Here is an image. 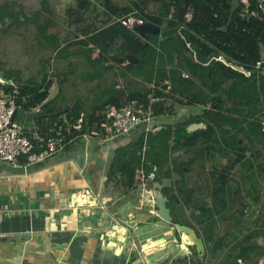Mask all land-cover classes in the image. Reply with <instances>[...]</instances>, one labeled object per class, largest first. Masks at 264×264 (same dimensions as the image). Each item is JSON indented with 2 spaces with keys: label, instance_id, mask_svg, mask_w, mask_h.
I'll return each mask as SVG.
<instances>
[{
  "label": "crops",
  "instance_id": "obj_1",
  "mask_svg": "<svg viewBox=\"0 0 264 264\" xmlns=\"http://www.w3.org/2000/svg\"><path fill=\"white\" fill-rule=\"evenodd\" d=\"M140 1L107 0V6L104 7V0H0V11L8 10V15L0 17L1 22L5 19L0 30L10 27L14 32L12 35L17 37L18 34L21 35L19 32L23 35L31 32L32 27H35L33 32H41L39 25L43 27L48 23L45 35H57L58 39H63L58 40L54 46V49L57 48V55L67 37L71 36V44H74L76 40L105 30L119 18L126 16L124 11L130 8V14L140 17L138 8H135ZM9 9L12 12L9 13ZM79 10L90 15L91 21H96L87 26L94 29L87 28L84 32L81 29L75 30V24L72 28L69 27L71 17ZM147 13L152 17L158 16L154 10ZM187 18L190 19L191 14ZM28 19L32 21L25 28ZM157 19L147 23L160 28L162 25L157 23ZM130 35L134 40L137 37L133 32ZM128 42L129 37L121 34L117 36L109 51L114 58L106 56L103 66L112 68L117 74V70L126 73L138 68V59L142 58H138L137 62L124 59L127 53L138 56L133 42L129 45ZM89 48L93 49L91 52L87 50L92 54V59L100 57L102 49L99 44L91 43ZM158 48L162 50L159 43H155L153 51L158 52ZM52 49L53 47L48 50L42 48L39 51L48 52ZM82 50L86 51L79 45H72L66 53L76 54ZM70 57L68 55L58 63L61 66L70 63L74 59ZM161 59H156V62ZM86 62L84 60L80 66L84 67ZM44 74L50 75L51 70L44 71ZM119 76L122 75L118 74ZM55 81L49 89L50 99L57 93L53 92L54 85L57 84ZM147 85L152 87L155 83ZM117 87L124 89L119 85ZM156 102L151 101L152 105ZM38 109L27 116L20 115L21 112L18 111L15 121L24 130L32 129L33 114ZM158 116L155 114L156 118ZM157 124L158 122H153L154 127ZM135 131L129 136L105 139L95 134L83 135L70 141L68 146L60 148L59 152L42 164L29 165L26 158L20 159L18 167L1 162L0 264H183L182 260L176 259L182 249L168 246L178 236L183 238L189 251H193L196 258L194 264H201L196 247L188 240L185 232L178 231L177 225L193 230L205 245L213 243L226 233L222 249L210 256L205 264H235L237 257L233 256L238 255L241 249L248 248L244 246L245 237L254 235L255 238L250 241H255L264 232L261 212L250 211L247 212L249 218L244 215L243 219H237L235 212L232 213L231 210L224 212L214 208L205 214L196 212L190 218L182 215L181 221L164 224L154 207L153 195L157 192L152 190L153 195L151 192L143 193L133 186L134 182L140 180V165L123 167L122 164L126 159L130 163L128 155L132 152L137 156V161H140L135 144L138 133H146V128L140 127ZM131 171L134 181L132 185H127ZM215 218L217 221L213 224ZM232 244L236 245L233 251ZM206 251L211 253V248L206 246ZM237 260L239 264H257V260L252 261V256ZM260 262L264 264V257L258 261Z\"/></svg>",
  "mask_w": 264,
  "mask_h": 264
},
{
  "label": "flooded vegetation",
  "instance_id": "obj_2",
  "mask_svg": "<svg viewBox=\"0 0 264 264\" xmlns=\"http://www.w3.org/2000/svg\"><path fill=\"white\" fill-rule=\"evenodd\" d=\"M10 12L12 11L9 9ZM1 15H8V10H1L0 17ZM4 20L3 18L2 22ZM2 22L0 21L1 27ZM166 33L162 25L158 33L148 34L145 37L136 34L138 55L136 58H142L138 59L137 76L140 70L145 68L148 76L134 83L148 84L147 79L149 75H152L151 70L149 66L140 63L144 58L139 54L144 52L151 58L154 44L159 43L162 47L166 41ZM187 36L189 38V35ZM70 37L64 40L61 48L68 47L73 39ZM175 38L179 42V52L173 53L171 62H169L170 56L167 55L169 52L157 49L160 52H157V59L162 57L165 60L160 62L161 66L158 69L154 70L153 77L156 79L155 75L159 71H163L165 77L160 86L153 85V89L160 90L162 97H155L156 94L152 92L148 95V102L149 104L151 101L162 102L164 112L152 120V130L138 133L136 144L141 141L137 146L140 148L138 156L141 157V164L138 167L140 180L134 182L133 186L136 190L139 189L143 193L151 192L153 195L156 184L166 182L162 194L167 200L165 206L170 212L172 223L175 220L181 221L182 215L190 218V215L195 216L196 212L205 214L214 208L224 212L231 210L232 213L235 212L237 219H243L244 215H248L247 218H249L250 211L262 213L264 207L263 110L252 116L248 101L235 98L229 89L220 91L216 83L209 87L206 79L201 75L207 72L209 76H212L216 70V63L226 64L217 60L215 55L219 54L215 52L205 59L199 52L202 62L194 61V52L186 50L181 44L179 33ZM137 43L141 45L140 50ZM190 44H192L191 40ZM108 57L114 58L112 54ZM190 64L198 66L195 69L196 74L190 70L187 71ZM205 95L209 101L203 102L202 96ZM154 121L158 122L155 127ZM253 122L259 125L256 130H253ZM192 124L200 125L201 128L189 130ZM179 128L182 129L178 131ZM168 131L172 133L166 140L165 133ZM261 138H263L262 141H259ZM194 150L196 153L192 156L191 153ZM150 151L161 152L160 163H151L152 160L148 159L152 154ZM259 166L263 170L260 176ZM176 171L178 175H175ZM168 182L172 184V187H169ZM258 190L260 200L257 202L255 196ZM216 221L217 218L213 219V224ZM223 234L226 238L227 234ZM263 234L264 232L260 237H264ZM260 237L244 245L248 246L245 249L256 246L262 249L263 256L257 259V264H260L258 261L264 257V248L259 247L257 243ZM233 248L234 244L231 250ZM250 256L254 257V254L251 253Z\"/></svg>",
  "mask_w": 264,
  "mask_h": 264
},
{
  "label": "trees",
  "instance_id": "obj_3",
  "mask_svg": "<svg viewBox=\"0 0 264 264\" xmlns=\"http://www.w3.org/2000/svg\"><path fill=\"white\" fill-rule=\"evenodd\" d=\"M248 1L251 10H256L259 17L249 18L248 16L242 15V10L246 7L244 0H141L138 5H135V8H138L139 16L143 17L146 23L158 18L159 20H156L157 23L164 26L167 32L164 45L165 50L169 52L167 53L170 56L169 62L173 60V53L179 52V42L175 37L180 29L183 28L184 32L189 35L191 43L198 48L203 59L215 52L223 56L228 62L238 67H243L247 71H251L253 65L261 59L264 49V12L262 11L264 9V0ZM151 10L157 12L156 15L158 16L152 17V15L147 13V11L150 12ZM124 13L125 15L130 14L131 8L128 11H124ZM189 14H191L190 19L187 18ZM131 32L130 29L116 22L105 30L97 31L89 37L76 40L74 44H71L73 43L71 42L67 48H62L59 51L58 55L63 56L64 52H69V47L71 48L72 45H79L81 48L86 49V51L82 50L76 54H69L71 56L70 59H74L70 60L71 62L67 63V65L70 67L69 72L71 75H75L78 74V68H73L71 71L72 62H77L79 66L81 64L80 60L89 62L86 70L88 69L91 73L93 69L95 72L93 80L91 79L89 81L91 84L95 83V86L99 88L98 91H100L95 99L90 98L84 101L78 95H75L69 100L70 104L64 107L63 104L67 99V91L65 90L67 82L63 80L62 82L57 81L58 91L56 96L50 99L49 89L53 81L56 80L54 77L55 74L53 73L48 76L45 74L44 81L40 82L38 86L30 82L25 84L0 83V89H4L7 93L17 96L16 102L19 106L18 111L21 112L20 115L27 116L31 112H34V109L39 108V111L33 114V128L24 130L23 127L24 135L34 144L36 152L44 151L47 148L49 140L56 141L60 149L68 146V143L73 139H79L87 134H95L104 139L108 138L109 135L103 128V124L106 121V113L109 108L116 107L122 109L133 106L135 102L138 104L143 103L147 106L149 105L148 95L152 92L156 94L155 97H162L160 90L147 88V84H136L140 88L136 92L127 86L124 89L118 88V80L120 79L118 74L112 68L103 66L105 64L103 61L107 60L106 56H109L113 41L120 34L129 37L128 43L133 42L135 51L137 50L135 40L130 35ZM91 43L99 44L102 49V53L97 59H92V54L87 52V50L89 52L93 51V49L89 48ZM137 47L139 50L141 49V45L138 43ZM140 54L144 58L140 63L149 66L151 70L152 75H149V79H147L148 84L154 82L155 87L160 86L165 77L163 71L157 72L155 75L156 79L153 77V73H155L154 70L161 66L160 62L162 60L158 62L156 60L152 61L144 52ZM85 55H87V59H84ZM75 57L78 59L75 60ZM61 67L63 69V66L59 64L56 69ZM80 68L82 67L80 66ZM215 68V73L212 76H209L206 72L201 77L207 81L216 83L220 91L229 89L235 98L248 101V105L252 110V116L261 110H263L262 113L264 114V77H260L256 73H252L251 77H246L221 62L216 63ZM189 70L196 74V70L192 64L189 65L187 71ZM106 73H110V76L107 77ZM103 77L107 80L106 83L102 82ZM121 77L126 82L127 74L123 72ZM111 79L112 82H110ZM126 84L132 85L133 89L137 87L131 82H127ZM105 90H109L108 93ZM91 93L94 92L91 91ZM202 97L203 102L209 101L206 95ZM60 99L64 102H59ZM153 110L156 115H160L164 112V105L162 102H156L153 104ZM76 126H79V129H75ZM252 126L254 128L253 130L259 127L255 122H253ZM181 129L179 128L178 131ZM171 133V131L165 133L166 140L171 136ZM263 138L259 141H262ZM155 139H158V137H155ZM139 144H135L136 148ZM161 157V152L156 151L152 152L148 159L152 160L151 163L154 164L160 163ZM136 158L137 156L133 152L129 154L128 160L132 164L128 163L126 159L122 163L123 167L139 166L140 161H137ZM258 168L260 176L263 170H261V166ZM133 181V172L131 171L130 181L126 184L132 185ZM259 195L260 191L258 190L255 196L257 202L260 200ZM263 212L264 207L261 213V216L264 218ZM253 238L255 236L250 234L245 237L244 242L248 243ZM235 248L236 245H234L232 251ZM251 253L254 254L252 261L254 259L256 261L263 256L262 249L256 246L251 249H241V252L233 257H237V259H249ZM237 259L235 264H239Z\"/></svg>",
  "mask_w": 264,
  "mask_h": 264
},
{
  "label": "rangeland",
  "instance_id": "obj_4",
  "mask_svg": "<svg viewBox=\"0 0 264 264\" xmlns=\"http://www.w3.org/2000/svg\"><path fill=\"white\" fill-rule=\"evenodd\" d=\"M90 15H85L83 10L76 11V15H73L71 17L70 21V28L73 27V24H75V30H85L87 28H92V26L87 27L89 25H93L96 21L93 19ZM31 19H28V23L25 24V28L30 26ZM72 24V25H71ZM48 23H46L41 28V32H33L35 30V27L31 28V32H25V35H23L21 32H19L21 35L18 34L16 37L15 35H12L14 32L12 28H7L6 30L2 31L0 30V77L5 79L6 81H9L10 83L15 84H25V83H33V85H40V82L44 81V71L51 70V73L55 74L56 83L57 81L62 82L66 81L67 85L65 87V90L67 91V99L64 102L63 100H59V102H64L63 106L66 107L70 103L69 100L72 99L75 95H78L81 99L84 101H87L90 98H96V95L99 94L100 91L98 87L95 86V83H90L89 80H93V77L95 75L94 70H91V73L89 70H86V65L89 64V62H86L85 66L80 68L77 62H72L71 65V71L73 68H78V74L71 75L70 67L64 63L63 69L62 67L59 69H56L59 65V60L66 58L69 53L64 52V55L60 56L56 55L55 52L57 51V48L54 49V46L58 40L63 41V39H58V36H47L45 35L46 26L48 27ZM100 26V25H99ZM22 28V26H20ZM98 27V25L96 26ZM30 28V27H29ZM13 44V48H11V45ZM49 47H53L51 51L45 52V51H39L42 48L45 50H48ZM167 47V45H166ZM165 50L164 45L162 46V52ZM157 52H153L151 59L152 61L157 59ZM36 58V59H34ZM87 59L86 55L84 56V59ZM162 57H160L161 59ZM78 59L75 57V60ZM163 59V58H162ZM161 59V60H162ZM160 60V61H161ZM159 61V60H157ZM150 62V61H149ZM163 62V60L161 61ZM80 63H84L82 60H80ZM78 66V67H77ZM194 68H198L197 65L194 66ZM77 70V69H75ZM119 71L118 74L122 75V70ZM67 73V74H66ZM90 73V74H89ZM138 73V68L131 69L128 72L124 73L127 74L126 82L124 78L122 79L119 76L118 85L121 87L127 86L134 92L139 91L140 88L138 85L134 89L132 88V85H127V82L134 83L135 81H142L143 77H147V69H141L138 76H136ZM69 74V75H68ZM107 77L110 76V73H106ZM47 76L49 74H46ZM66 75V76H65ZM43 76V77H42ZM65 76V77H64ZM77 81V82H76ZM112 81V79H111ZM207 81V80H206ZM102 82L106 83L107 80L103 77ZM214 82L207 81V85L209 87H212ZM141 85V84H139ZM54 94L58 91V84L54 85ZM147 88L153 89V86L150 87V85L146 86ZM98 88V89H97ZM93 91L94 93H91ZM107 93L109 90H105ZM205 92V91H204ZM203 92V93H204ZM88 106V104H86Z\"/></svg>",
  "mask_w": 264,
  "mask_h": 264
},
{
  "label": "built area",
  "instance_id": "obj_5",
  "mask_svg": "<svg viewBox=\"0 0 264 264\" xmlns=\"http://www.w3.org/2000/svg\"><path fill=\"white\" fill-rule=\"evenodd\" d=\"M244 3L246 7L242 10L243 16H248L249 18L259 17L256 10H251L248 0H244ZM259 6L262 8L261 5ZM262 11L264 12V9ZM117 22L130 30L135 25L142 26L145 24L142 17L135 16L134 14L123 16ZM223 59V56H219L217 60L222 61ZM240 68L244 72L232 69L246 77H250L252 73L264 77V49L261 59L253 65L251 71H247L243 67ZM16 100L17 96L15 94L7 93L4 89H0V163L7 162L18 167L21 158H26L29 165L45 163L59 152L57 142L49 140L47 148L44 151H35L34 144L24 135L23 126L15 121V116L19 109ZM154 118L152 103L146 106L135 102L133 106L122 109L116 107L109 108L103 128L108 133V138L123 137L130 135L138 127L146 128V132L152 130L151 124ZM75 129H79V126H76Z\"/></svg>",
  "mask_w": 264,
  "mask_h": 264
},
{
  "label": "water",
  "instance_id": "obj_6",
  "mask_svg": "<svg viewBox=\"0 0 264 264\" xmlns=\"http://www.w3.org/2000/svg\"><path fill=\"white\" fill-rule=\"evenodd\" d=\"M103 6L104 7L107 6V0H104ZM158 30H159L158 27H156L150 23H145L142 26L135 25L131 29V31L133 33L138 34V35H142L143 37H145V35H148V34L158 33ZM179 39H180L181 44L185 47L186 50H192L194 52V59L193 60L198 61V62H202V60L200 59V54H199L198 49L193 44H190V40L187 37V35L185 34L183 28L180 29V31H179ZM215 57L218 58L219 55H215ZM124 59L128 60L129 62H137V58L134 56H131L128 53L126 54ZM123 60H120V61H123ZM222 61L227 66H230V67H232V68H234L240 72H244V70L242 68L227 62V60L223 59ZM0 83L8 84L9 82H6L0 78ZM198 128H201V126L200 125L191 126L189 130L194 131V130H197ZM195 153L196 152L194 150L191 153V155L194 156ZM175 175H178L177 171H176ZM168 185H169V187H172V184L170 182H168ZM165 186H166V182H165V184L164 183L163 184H161V183L156 184L154 190L157 191V194L155 196H153V202H154V207L157 210V215L160 217L162 222L164 224H171L172 220H171L170 212H168V210L165 206V202H167V200L165 198H163V194H162V191L165 188ZM176 227L178 228L179 232H185V234L188 236V240H190L193 243V246L196 247V249H197L196 252L198 254V258H199V261L201 262V264H205L210 256L214 255L217 250H220L222 248L225 235H221L213 243L209 242V243H207V245H205L203 243V240L200 237H197V235L195 234V232H193V230H189V229L186 230L184 227H181L179 225H177ZM257 243H258L259 247L264 248V237H260L259 239H257ZM168 246L169 247L175 246L178 249H182L181 252L176 257V259L180 260V261L182 260L183 264H194V263H196V260H195L196 258L194 256L193 251L192 250L189 251L188 247L184 244V240L181 236H178L176 239H174L173 242L171 244H169ZM168 246H167V248L169 249ZM206 246L211 248V253H208L206 251ZM260 264H263V263L260 262Z\"/></svg>",
  "mask_w": 264,
  "mask_h": 264
},
{
  "label": "clouds",
  "instance_id": "obj_7",
  "mask_svg": "<svg viewBox=\"0 0 264 264\" xmlns=\"http://www.w3.org/2000/svg\"><path fill=\"white\" fill-rule=\"evenodd\" d=\"M154 115H155V114H154ZM151 126H152V124H151ZM131 134H132V133H131ZM131 134H130V135H131ZM128 136H129V135H128Z\"/></svg>",
  "mask_w": 264,
  "mask_h": 264
}]
</instances>
